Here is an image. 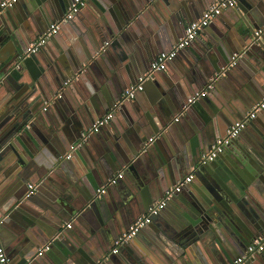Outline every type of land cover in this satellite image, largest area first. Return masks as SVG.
I'll return each mask as SVG.
<instances>
[{
  "label": "water",
  "instance_id": "95a60500",
  "mask_svg": "<svg viewBox=\"0 0 264 264\" xmlns=\"http://www.w3.org/2000/svg\"><path fill=\"white\" fill-rule=\"evenodd\" d=\"M211 1L103 0L95 6L87 0L49 37L65 29V41L44 52L47 39L29 54L30 44L73 0H17L0 7V219L6 216L0 234L11 263L230 264L264 233V124L254 119L233 139L240 151L228 152L232 143L227 146V164H216L226 159L224 151L196 168L264 94V33L255 34L264 25V0H237L223 10L231 15L208 43L191 48L192 42L178 53L190 55L181 72H154L145 83L157 85L154 96L137 98L144 87L120 105V123L102 127L66 157ZM234 54L239 56L230 65ZM212 78L206 95L189 103ZM75 83L83 84V92L76 93ZM135 99L141 107L126 110ZM248 131L252 136L245 138ZM88 164L94 165L95 191L93 181L81 182ZM186 168H196L197 184L169 203L175 209L163 212L168 205L143 228L152 231L144 244H135V236L102 262L113 242ZM117 170H123L118 183L98 196V184ZM44 245L48 249L39 253ZM245 264H264V251Z\"/></svg>",
  "mask_w": 264,
  "mask_h": 264
},
{
  "label": "built area",
  "instance_id": "2783aa9c",
  "mask_svg": "<svg viewBox=\"0 0 264 264\" xmlns=\"http://www.w3.org/2000/svg\"><path fill=\"white\" fill-rule=\"evenodd\" d=\"M17 0H2L0 7L1 10L6 9L7 7L13 5ZM87 4V0H73L69 5L66 14L55 23L51 24L50 27L40 35L35 41H33L28 47L27 53L36 52L41 46H43L47 39L55 33L58 32L62 23H65L69 19L73 18L82 8ZM237 5V0H214L202 13L201 15L189 22L178 40L173 44L169 50L161 51L158 53L153 61L151 62L150 68L147 69L142 75L139 76L138 81L132 84L126 91L123 93L120 100H118L105 115L98 118L87 130L82 133L81 138L76 141V143L71 145L70 151L66 154V157L69 158L73 150L81 147L89 137L96 132H99L102 127L111 123L115 115L117 114L120 105L126 101L134 99L139 91H142L145 87L146 81L150 80L154 72L166 70L168 63L173 60L178 53L189 46L199 35L208 27L222 12L223 10L233 8ZM264 33V25L259 29L255 30L256 35H261ZM239 55L234 54L233 60L230 65H233ZM225 69V68H224ZM224 74V70L221 72ZM73 80V77H69L65 84ZM215 78L211 79L204 89L197 91L193 96L188 99L189 103H192L198 98H201L206 95L208 90L213 87L212 82ZM264 111V94L262 98L253 104L251 108L247 111L245 116L235 123H233L227 129L225 135L218 137L216 141L212 144L211 148L202 154L199 165H205L217 159L224 151L227 146H229L233 139L237 138L243 129L254 120L259 113ZM152 140V139H150ZM196 168H191L184 176L178 179L174 184L170 185L160 196L157 198L153 204L148 208V210L138 216L129 226V228L122 233L114 242L112 249L108 251L105 257L101 260L102 262L107 261L110 254L116 253L122 245L126 244L132 240L138 233L148 226L153 218L161 213L169 203L180 194L184 188L192 181L195 176ZM123 176V170L115 173L111 178L108 179L106 183L100 186L97 189V195L105 193L107 188L110 185H115L118 183V180ZM35 185L29 184V190L34 191ZM6 216H3L0 219V225ZM67 226H70V223H67ZM48 249V245H44L39 249V253H42L44 250ZM264 251V233L255 238L247 246L245 252L242 255L237 256L230 264H245L248 260L254 258L257 254ZM0 264H11V260L8 256L6 248L2 244L0 236Z\"/></svg>",
  "mask_w": 264,
  "mask_h": 264
},
{
  "label": "crops",
  "instance_id": "0c3cea01",
  "mask_svg": "<svg viewBox=\"0 0 264 264\" xmlns=\"http://www.w3.org/2000/svg\"><path fill=\"white\" fill-rule=\"evenodd\" d=\"M214 0H212L211 1V3L213 2ZM247 1H249V0H247ZM95 6L96 5H102L103 4V0H95ZM87 7H88V10H90V11H92L93 10V8L90 6V5H87ZM203 11H201L200 12V14L198 15V16H195L194 17V19L193 20H195L196 18H198L200 15H201V13H202ZM231 12L232 11H229V10H227L226 12H224V13H222L221 15H219L213 22H212V25H210V26H208V27H206V29L199 35V37L197 38V39H195L194 41H193V43H192V47L191 48H193V46L195 47V48H200L201 46H204V43L206 44V43H208L207 41H208V39L212 36V34H214L216 31H215V29H221V26H223L224 25V21L226 20V18H228L227 16H229V15H231ZM84 23V22H83ZM187 24H183V26H182V30L180 31V34H179V36H178V38L182 35V33H183V31H184V28H185V26H186ZM69 25H67L66 27H68ZM67 31L64 29H62V31L60 32V33H58V37H54L53 39H49L48 40V42H47V44H46V46L44 47V52H46V51H51V48H55L56 47V44H60L61 42H60V40H63V41H65V39H66V35L65 34H67L66 33ZM60 36V37H59ZM178 40V39H177ZM173 42L170 44V46L172 45L173 46V44L176 42L175 40H172ZM123 46V45H122ZM169 46V47H170ZM171 46V47H172ZM51 47V48H50ZM124 47L127 49V51L129 52V46H128V44H127V42H125L124 43ZM163 51H165V50H163ZM188 56H190L189 55V52L188 51H185L184 53H182V54H180V55H177L174 59H173V61H170L169 63H168V66H167V71H166V73L168 74H176L177 72H181V69H183L184 68V60H185V58H188ZM76 76H73V79L75 78ZM72 81V80H71ZM83 81L84 82H86L87 80L86 79H83ZM85 84V83H84ZM82 88H83V84H82V86L81 85H78V84H76L75 83V85H74V89H75V91H76V93H81V91H82ZM204 88H205V86H204ZM203 88V89H204ZM83 92V91H82ZM156 92H158V87H157V85L155 84V83H153V82H151V83H149V84H147L146 85V87H145V89L143 90V92L142 93H139L137 96V98H144L145 96L146 97H150V96H154L153 94L155 93L156 94ZM213 96H214V98H217V95H215V94H213ZM138 99H135V102H133V103H130L127 107H126V110H128V111H132V110H135L136 108H139V107H141V103H140V101H137ZM45 105H47L48 106V104L46 103ZM203 106V105H202ZM204 107V106H203ZM53 108H55V109H53ZM60 108V105L58 106V107H51V110L53 109V110H58ZM205 108V107H204ZM45 109H46V106L44 107L43 106V108L41 109V110H43V112L45 111ZM62 109V108H61ZM57 112H61V110L60 111H57ZM43 117H45V114L43 115ZM120 117H122V114L119 112H117V114H116V116L113 118V120L111 121V123H120L121 121V119H120ZM259 123H261L262 125L264 124V111L263 112H261V113H259V115L255 118ZM31 123V122H30ZM242 134V133H241ZM250 136H252V132H247V134H246V136H245V138H247V137H250ZM96 140H98L97 138H96ZM99 141V140H98ZM100 142V141H99ZM91 144V146L93 145V144H95L94 142H92V143H90ZM238 146L239 145H237L236 143H232V146L231 147H228V152H236V151H240L239 150V148H238ZM232 147H233V150H232ZM88 148V147H87ZM88 150V149H87ZM111 152V148L107 151V152H105L106 154L104 155L105 156V158L107 159V160H103L102 161V164L103 165H108L107 164V162H109V158L106 156V155H110L109 153ZM226 153V151L224 152V156L226 157L229 153ZM221 157H219L218 158V160H217V162L218 163H216V164H218V166H219V162H222L224 165L225 164H227L228 163V159H227V157H226V159H220ZM177 164H178V166L180 165L179 163H180V158L177 156ZM182 162V161H181ZM75 164H74V166H75V169L76 170H79L78 169V165H81V161H80V158H78L75 162H74ZM88 166H89V168H87V169H84L83 168V171H81L82 172V174H80L81 176H83L84 178H82V180H81V182H84V183H91L92 181V183H91V185H90V187H92V184H93V187H92V189H93V191H95V186L97 185L96 183H95V181H97V179H95V173L94 172H92V169H93V167H94V165H90V164H88ZM99 167V166H98ZM190 169H188V168H186V170L183 172V174L180 176V177H182V176H184L188 171H189ZM118 171H120V170H117L115 173H117ZM114 173V174H115ZM1 177V176H0ZM179 177V178H180ZM195 177V176H194ZM178 178V179H179ZM4 179L5 178H2V179H0V204H1V200H2V198H1V196L3 195V194H1L2 192H3V187H2V184H3V182H4ZM177 181V180H176ZM198 180L197 179H192V181L184 188V190H189L190 189V186H192L193 184H195L196 182H197ZM30 184H33V183H30ZM192 184V185H191ZM197 184V183H196ZM99 186L98 187H100V186H102V184H98ZM168 185V184H167ZM10 187V185H7L6 187H4V188H9ZM89 187V188H90ZM166 188V187H165ZM183 190V191H184ZM47 191H49V190H47ZM182 191V192H183ZM91 192H92V190H91ZM164 193V192H163ZM162 196V195H161ZM156 200V199H155ZM154 200V201H155ZM2 205H3V202H2ZM173 209H175V207H173V204L172 205H169L163 212H168L169 210H173ZM148 210V209H147ZM162 212V213H163ZM156 226V225H155ZM156 227H158V226H156ZM161 229H159V231H160ZM8 232H9V230H7ZM152 231H151V229H150V227H147L146 229H143L142 231H141V233H142V235H141V233H140V235H137L136 236V238L138 239V240H136V238H134L133 239V241L135 242V244H139V242H141V243H143V240L144 239H146V236H147V234H149V233H151ZM139 234V233H138ZM0 236H1V234H0ZM1 240H2V244L4 245V247L6 248V242H5V239L1 236ZM139 241V242H138ZM144 244V243H143ZM104 257V256H103ZM101 260V259H100ZM99 260V261H100ZM11 264H18L17 262H15V263H11Z\"/></svg>",
  "mask_w": 264,
  "mask_h": 264
}]
</instances>
